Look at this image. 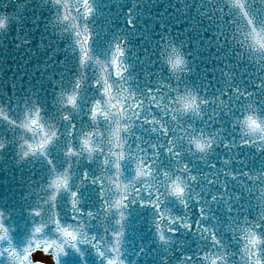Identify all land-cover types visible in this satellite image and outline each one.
I'll list each match as a JSON object with an SVG mask.
<instances>
[{
	"label": "snow or ice",
	"instance_id": "obj_1",
	"mask_svg": "<svg viewBox=\"0 0 264 264\" xmlns=\"http://www.w3.org/2000/svg\"><path fill=\"white\" fill-rule=\"evenodd\" d=\"M0 264H264V0H0Z\"/></svg>",
	"mask_w": 264,
	"mask_h": 264
}]
</instances>
